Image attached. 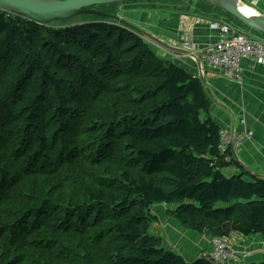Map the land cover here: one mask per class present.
<instances>
[{"label":"trees","instance_id":"obj_1","mask_svg":"<svg viewBox=\"0 0 264 264\" xmlns=\"http://www.w3.org/2000/svg\"><path fill=\"white\" fill-rule=\"evenodd\" d=\"M133 2L235 20L209 0ZM115 4L66 26L0 10V264H216L162 246V204L188 231L264 238V180L223 174L202 81Z\"/></svg>","mask_w":264,"mask_h":264},{"label":"crops","instance_id":"obj_2","mask_svg":"<svg viewBox=\"0 0 264 264\" xmlns=\"http://www.w3.org/2000/svg\"><path fill=\"white\" fill-rule=\"evenodd\" d=\"M246 1L253 6L256 13L264 18V0ZM163 7L164 9L158 12L132 10L122 11L120 14L127 22L150 32L174 48L180 46L181 34L187 32L189 39L197 49L198 57L202 56V52L207 46L214 45L219 41L221 26L225 24L222 20L224 18H221L223 16L208 15L205 17L198 13L194 7L189 11L181 10L180 5ZM245 9L247 8L245 7ZM255 12L253 11V14ZM152 13H157V16ZM229 23L235 27V31L240 30L254 39L264 40L259 36L261 34L253 33V30L247 26V28L241 27L232 21ZM157 49H160V57L173 61L190 74L199 77L200 67L190 58L169 52L160 46H156ZM202 66V76L208 89L207 94L211 99L209 113L214 123L235 135L251 132L250 138L242 136L239 147L235 150L231 149L235 163L229 165L228 170H223V174L226 173L230 176L242 174L245 181L264 180V61L243 59L240 65V81L226 79L223 70L212 68L205 62L202 63ZM241 120L244 122L241 123ZM160 206H163L164 215L168 218L162 225L169 223L171 228L167 229L165 238L162 236L165 228L159 230L157 234L154 231L153 235L162 239L164 248L173 250L187 262L195 261L203 253L212 251V237L208 232L199 234L186 229L183 232L179 231L173 221L178 224L179 222L168 215L169 210L174 207L157 205L156 208H161ZM151 212L158 217L152 209ZM157 225H159V221L155 224V226ZM171 233L177 234L176 240L170 238ZM225 240L235 255V259L229 260L226 264L264 262V238L262 235L255 234L245 237L234 232Z\"/></svg>","mask_w":264,"mask_h":264},{"label":"water","instance_id":"obj_3","mask_svg":"<svg viewBox=\"0 0 264 264\" xmlns=\"http://www.w3.org/2000/svg\"><path fill=\"white\" fill-rule=\"evenodd\" d=\"M133 1L162 2L165 0H0V10L17 15H22L25 18L36 21L38 23H52L55 21L69 20L73 17L85 14L104 16V14L91 9V7ZM209 1L217 5L224 12L228 13L234 19L238 20L253 31L264 35V18L256 13L253 9V6L246 0ZM244 7H246L247 9H252L255 14H243L241 12V9ZM116 20L121 26L136 32L148 42L156 46H160L161 48L166 49L169 52L182 54L192 59L200 67L199 78L202 81L205 90L208 92L207 86L202 76V62L198 57H196L192 53L174 48L162 39H159L148 31L134 26L123 18L116 17Z\"/></svg>","mask_w":264,"mask_h":264},{"label":"built area","instance_id":"obj_4","mask_svg":"<svg viewBox=\"0 0 264 264\" xmlns=\"http://www.w3.org/2000/svg\"><path fill=\"white\" fill-rule=\"evenodd\" d=\"M182 42L180 48L191 53H197V49L188 37L187 32L181 34ZM201 60L208 66L223 70L225 77L232 81H240L241 61L243 59H255L264 61V41L252 40L246 35L232 29L224 24L220 29L219 41L214 45L207 46L202 52ZM241 123L244 121L241 120ZM218 149L224 156V161L229 162L227 155L229 148H237L241 144L242 136L251 137V132L245 134H231L222 129L219 132ZM213 249L209 253H203L202 258L208 259L216 264H226L229 260L235 259L234 252L224 239L213 238Z\"/></svg>","mask_w":264,"mask_h":264},{"label":"rangeland","instance_id":"obj_5","mask_svg":"<svg viewBox=\"0 0 264 264\" xmlns=\"http://www.w3.org/2000/svg\"><path fill=\"white\" fill-rule=\"evenodd\" d=\"M149 3V6H153V4L151 3V2H148ZM138 4H141V5H143L144 3H138ZM165 4H169V2H165ZM94 7H96V8H94V9H98L97 7L98 6H94ZM112 9L114 10V12L115 13H117L118 12V14L119 13H121L122 11H132V10H135V11H137V12H149V11H151V12H158V11H160L161 9H150L149 11H147L143 6H138L136 3H134V2H120V3H117V4H115L113 7H112ZM162 11V10H161ZM150 13V12H149ZM130 14V13H129ZM153 15H155V16H157V13H152ZM228 14V13H227ZM229 15V14H228ZM84 15H79V16H76V17H73V18H71V19H69V20H65L66 22H64L65 24H62V23H59V26H66V24L67 25H77V24H81L82 22H83V19H82V17H83ZM121 16V15H120ZM89 20H91V18H88ZM231 21V20H230ZM85 23H87V22H85ZM158 23V22H157ZM233 23L235 24V25H239V26H241V27H244L243 25L244 24H242L241 22H239L238 20H233ZM156 47V46H155ZM158 48V47H157ZM157 54H159V56H160V49H157ZM229 169V166H225L224 168H223V170L224 171H226V170H228ZM226 177H229L230 175H227L226 173L224 174ZM226 206V204H223V203H218L217 205H216V207H218V208H222V207H225ZM161 208H156V206L155 207H152V211L153 212H155L156 213V215L158 216L157 218H159V219H157V221H159V225H157V226H155V224L157 223H155L153 226H152V233H154V231H155V233L157 234L158 233V231L159 230H161L162 228H165V230H163V232H162V236L165 238L166 237V231H167V229H169V228H171V225L169 224V223H166V224H164V225H162L163 224V222L164 221H166V220H168V218L164 215V209H163V206H160ZM174 222V224H176V226H177V228L179 229V231H181V232H183L185 229H183L177 222H175V221H173ZM156 236V235H155ZM158 237V236H157ZM160 238V237H159ZM170 238L171 239H173V240H176L177 239V234H173V233H171V235H170ZM181 241H182V239H181Z\"/></svg>","mask_w":264,"mask_h":264},{"label":"clouds","instance_id":"obj_6","mask_svg":"<svg viewBox=\"0 0 264 264\" xmlns=\"http://www.w3.org/2000/svg\"><path fill=\"white\" fill-rule=\"evenodd\" d=\"M3 11V10H2ZM5 12V11H4ZM6 13H10V12H6ZM121 14H119L117 17H119V18H123V17H121L120 16ZM124 19V18H123ZM224 22H225V24H227V25H229L232 29H234L235 27H233L229 22H227V21H225V20H223ZM232 22H233V20H231ZM120 25V24H119ZM224 25V24H223ZM237 32H239V33H242V34H244V35H246L248 38H251L252 40H256V39H254V38H252V37H250V36H248L247 34H245L244 32H242V31H240V30H238ZM264 41V40H263ZM167 43V42H166ZM193 43V42H192ZM154 45V44H153ZM171 45V44H170ZM156 46V45H155ZM172 46V45H171ZM177 49H181V50H184V49H182V48H180L179 46H177L176 47ZM184 51H186V50H184ZM186 52H188V53H191V52H189V51H186ZM192 54H194L196 57H198V53H192ZM200 60H201V58L200 57H198ZM192 60V59H191ZM193 61V60H192ZM201 62L203 63V61L201 60ZM224 76H225V74H224ZM227 79V78H226ZM229 80V79H228ZM230 81H232V80H230ZM220 130H222L221 128H220ZM226 130V129H225ZM228 131V130H227ZM220 132V131H219ZM219 139H220V136H219ZM219 145V144H218ZM231 149H233L232 147L231 148H229V150L227 151V153L228 152H230L231 151ZM234 150H235V148H234ZM220 151V150H219ZM163 205V204H162ZM155 206H157V205H155ZM154 207V206H153ZM151 209H152V207H151ZM154 215V214H153ZM213 239V238H212ZM226 241V240H225ZM200 258H202V257H200ZM204 259V258H203Z\"/></svg>","mask_w":264,"mask_h":264},{"label":"bare ground","instance_id":"obj_7","mask_svg":"<svg viewBox=\"0 0 264 264\" xmlns=\"http://www.w3.org/2000/svg\"><path fill=\"white\" fill-rule=\"evenodd\" d=\"M250 10H251L252 12H251ZM241 12H242L243 14H245V15L253 14V10H252V9H249V8H248V9H245V7L241 9ZM255 32H256V31H255ZM257 33H258V32H257ZM259 34H260V33H259ZM261 35H262V34H261ZM262 36H264V35H262Z\"/></svg>","mask_w":264,"mask_h":264}]
</instances>
